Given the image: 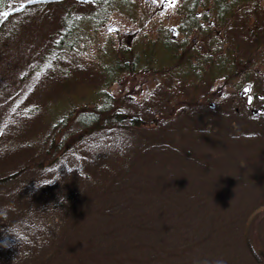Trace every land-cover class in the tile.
Returning <instances> with one entry per match:
<instances>
[{"label": "rangeland", "instance_id": "374dc122", "mask_svg": "<svg viewBox=\"0 0 264 264\" xmlns=\"http://www.w3.org/2000/svg\"><path fill=\"white\" fill-rule=\"evenodd\" d=\"M60 4L0 16V264H264V0ZM148 39L161 50L113 81Z\"/></svg>", "mask_w": 264, "mask_h": 264}, {"label": "trees", "instance_id": "16d2710c", "mask_svg": "<svg viewBox=\"0 0 264 264\" xmlns=\"http://www.w3.org/2000/svg\"><path fill=\"white\" fill-rule=\"evenodd\" d=\"M105 1H107V0H105ZM105 1L104 0H32L31 2H26L24 4H21L19 2V0H0V16L7 13L6 16L12 18L13 16L24 12L26 9H29V8L34 7V6H43L44 4L51 6V5L60 4V3L62 4L63 2H73V3L84 4V5H86V3H90L91 5H94V6H100V5L104 4ZM60 5H57V6H60ZM193 6H192V8H193ZM91 13H93V11L90 12L89 17H91ZM191 13H192V11H191ZM102 15H103V10L99 9L98 14L94 17H91L92 21L95 22L96 19L100 20ZM194 17L195 16H193V19H195ZM77 32H78V24H77L76 20H69L66 17H64L60 20L59 27H58L59 39L56 40L55 43H56V45L60 46L61 51L62 50H75L72 43L65 42L63 44L62 41L66 37L67 38L72 37V35L77 34ZM144 35H147V34H144ZM141 37H144V36H141ZM169 38H170V36H169ZM166 39H168V37L164 35L162 46H164L165 49L168 51L170 49L169 46H172L171 43L172 42L174 43L175 40L170 39L169 42L164 41ZM139 40L131 45V47H134L131 50V53H133V56H131V57L113 56V59H114L113 60V81H116V79L120 75L119 73L125 72L126 70H130L131 71L130 73H133L134 70H132V68H135V67L138 68V65L141 63V61H144L145 64H148L149 61L152 60L154 55H155L154 48H158V50H161V49H159L158 45H155L158 43V41H154V44H152V43H150V41L152 39H148L146 42H144V44H139ZM154 40H159V38L158 37L154 38ZM186 44H187L186 40L179 41L175 45L174 50L168 51L169 53H172V57L174 58L173 62L174 61L176 62L179 60V62L181 63L184 54L187 53L185 51ZM119 45L124 46L122 44H119ZM119 45L113 47V53L114 52H118L119 54L122 53V50H119ZM156 61H157L156 62L157 64H161L160 62H162V60H158L157 58H156ZM172 65H173L172 63H169V66H171V68H172ZM128 66H129V69L127 68ZM213 67H215L216 73H220V72L222 73V72L226 71L224 73V74H226L227 72L232 70V69L222 70L220 65L219 66L214 65ZM127 73H129V72H127ZM157 73L160 74L161 71H158ZM209 74H211V76H213L214 71L209 72ZM163 85L164 84L157 82L156 89L160 86L162 87ZM106 95H108V94H106ZM95 109H98V108H95ZM126 113H128V112H126ZM118 115L113 112V120L115 121V122H113V126H119V125L121 126L122 125L121 127H123L126 125V123H129L132 127L137 128L138 126L141 125L138 123L137 118L136 119H129V121H127V115H125V114H122L119 116ZM251 117H253V116H251ZM251 117L248 118V121H250ZM164 118H166V117H164ZM89 119L96 121V122H93L91 126H89L91 128H95L98 125H100V124L103 125L105 123V122L101 123L102 120L96 119V115H94L93 112L90 113ZM169 119H171L172 121L174 120L172 117H170ZM123 141L124 140H121L119 143L123 144L124 146L129 144V141H127V140H125V142H123Z\"/></svg>", "mask_w": 264, "mask_h": 264}, {"label": "clouds", "instance_id": "9594fccd", "mask_svg": "<svg viewBox=\"0 0 264 264\" xmlns=\"http://www.w3.org/2000/svg\"><path fill=\"white\" fill-rule=\"evenodd\" d=\"M214 264H226V262L222 259L216 260Z\"/></svg>", "mask_w": 264, "mask_h": 264}, {"label": "snow or ice", "instance_id": "6c2138e0", "mask_svg": "<svg viewBox=\"0 0 264 264\" xmlns=\"http://www.w3.org/2000/svg\"><path fill=\"white\" fill-rule=\"evenodd\" d=\"M29 2H31V0H29ZM175 2H176V0H170V3L173 5L175 4ZM4 15H7V13H5ZM246 91H248V90H246Z\"/></svg>", "mask_w": 264, "mask_h": 264}]
</instances>
